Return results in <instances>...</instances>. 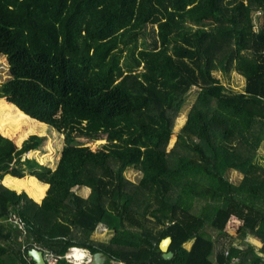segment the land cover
Segmentation results:
<instances>
[{
	"label": "trees",
	"instance_id": "obj_1",
	"mask_svg": "<svg viewBox=\"0 0 264 264\" xmlns=\"http://www.w3.org/2000/svg\"><path fill=\"white\" fill-rule=\"evenodd\" d=\"M0 53V110L17 119L0 129V264H36L33 246L57 253L48 264H77L71 247L103 251L102 264L261 263L247 238L264 252V0H0ZM217 69L243 75L244 90L227 91ZM47 124L64 134L55 168L25 157L45 139L26 133ZM21 163L42 181L33 195L48 186L40 202L2 181L25 183ZM101 223L109 240L92 237Z\"/></svg>",
	"mask_w": 264,
	"mask_h": 264
},
{
	"label": "rangeland",
	"instance_id": "obj_2",
	"mask_svg": "<svg viewBox=\"0 0 264 264\" xmlns=\"http://www.w3.org/2000/svg\"><path fill=\"white\" fill-rule=\"evenodd\" d=\"M261 15L262 12L259 11L256 14H254V25L256 28L262 25ZM152 40H153L152 31L147 33L145 32V34L140 38V41L144 42L145 44H150ZM215 75L221 79V82L226 86L227 91L229 92H240L243 91L245 88V84H246L245 77L239 74L236 70H230L228 72H224L221 69H217ZM9 76H10V72H9L8 58L5 54L0 53V84L3 83ZM198 89L199 88L197 86H193L190 89L189 93L187 94V98L181 109L180 115L176 119L174 130L170 137L169 143L168 145H166L168 150L171 149L176 144L179 138V134L181 133L182 126L186 122L189 111L197 98ZM7 120L15 121L17 119L10 114L3 113L0 110V129ZM26 134H37L44 137L45 139L42 141L41 145L38 148L31 149L30 151H28L25 157L35 158L37 161L43 163L45 166L55 168L58 164V161L60 160L61 157L60 154H62V149L64 147V134L48 124L46 129L44 130L36 129L33 132L28 131ZM258 155H260L259 160L263 162L264 141L261 142L260 144V147L258 149ZM19 166L25 172V175L23 177L25 183L23 179L13 178L10 177L8 174H5L6 176L2 178V181L11 186H16L19 189L23 187L37 202H40L44 197V195L46 194L48 186L44 190L42 197L38 196L37 198L36 195H33L35 194L33 192V189L35 187L40 188L41 184H39L33 178V176L39 181L41 180L37 176L31 173L33 168L29 167L27 164L21 163ZM124 174L125 176H127L128 178H130L135 182H138L142 176V172L137 167H133V166H128L125 169ZM227 177H229V179L233 182H238L243 177V173L240 172V170L231 169L227 171ZM75 189L76 192L82 196H88V194L90 193L89 186L75 187ZM113 234L114 231L111 228L101 223L97 226L96 230L93 232L92 237L97 240L106 241L109 240L113 236ZM190 242L191 241L188 240L185 243V246L188 247L190 245ZM67 259L69 260V258ZM70 260H72V258H70ZM71 262L80 264V263H85V260L77 259V261H71Z\"/></svg>",
	"mask_w": 264,
	"mask_h": 264
},
{
	"label": "water",
	"instance_id": "obj_3",
	"mask_svg": "<svg viewBox=\"0 0 264 264\" xmlns=\"http://www.w3.org/2000/svg\"><path fill=\"white\" fill-rule=\"evenodd\" d=\"M172 242V237L170 235L165 236L160 241V249L162 250L163 256L165 258H170L173 256V251L169 248ZM53 253L52 249L42 248L38 246H33L29 249L28 254L32 257L36 264H48L47 256ZM57 254V253H55ZM107 255L103 251H95L92 253V257L85 264H102L106 261ZM132 264H154L152 261H141Z\"/></svg>",
	"mask_w": 264,
	"mask_h": 264
},
{
	"label": "built area",
	"instance_id": "obj_4",
	"mask_svg": "<svg viewBox=\"0 0 264 264\" xmlns=\"http://www.w3.org/2000/svg\"><path fill=\"white\" fill-rule=\"evenodd\" d=\"M240 247H241V246H240ZM73 249H75V247H71V249L69 250V252L66 254V257L69 258V260H70V258H72V261H77V258H75V255H74V257H73V255H72L73 252H74ZM52 256H54V253H50V254L47 256V259L49 260V258L52 257ZM262 257H263V259H262V261H261L260 264H264V254H263ZM87 261H88V260H85V262H87ZM119 264H122V263H119ZM229 264H244V263L241 261V259H240L239 256H233V257L231 258Z\"/></svg>",
	"mask_w": 264,
	"mask_h": 264
},
{
	"label": "crops",
	"instance_id": "obj_5",
	"mask_svg": "<svg viewBox=\"0 0 264 264\" xmlns=\"http://www.w3.org/2000/svg\"><path fill=\"white\" fill-rule=\"evenodd\" d=\"M189 241H191V242H190V245H189L187 248H190V247L192 246V244H193V242H194V239H191V240H189ZM247 241H248V242H251V243L254 245L256 251L258 252V254L261 255V256H263L264 252L260 251L261 242H260L259 240H257V239H255V238L249 236V238H247ZM246 243H247V242H245V243H242V242H241V243H239V246L244 247V246L246 245ZM79 248H83V247H79ZM84 249H87V248H84ZM87 250H88V249H87ZM88 251H89V250H88ZM89 252H90V251H89ZM90 254H92V253L90 252Z\"/></svg>",
	"mask_w": 264,
	"mask_h": 264
},
{
	"label": "bare ground",
	"instance_id": "obj_6",
	"mask_svg": "<svg viewBox=\"0 0 264 264\" xmlns=\"http://www.w3.org/2000/svg\"><path fill=\"white\" fill-rule=\"evenodd\" d=\"M84 249V248H83ZM75 251L73 252V257L75 255V258L77 259H81V260H89L92 257V254H90V252L85 249L86 253L84 251H79L77 249H74Z\"/></svg>",
	"mask_w": 264,
	"mask_h": 264
},
{
	"label": "clouds",
	"instance_id": "obj_7",
	"mask_svg": "<svg viewBox=\"0 0 264 264\" xmlns=\"http://www.w3.org/2000/svg\"><path fill=\"white\" fill-rule=\"evenodd\" d=\"M70 249H71V248H70ZM70 249H69V250H70ZM68 252H69V251H68ZM68 252H67V253H68ZM65 257H66V256H65ZM69 261H72V260H69ZM85 263H86V262H85Z\"/></svg>",
	"mask_w": 264,
	"mask_h": 264
}]
</instances>
